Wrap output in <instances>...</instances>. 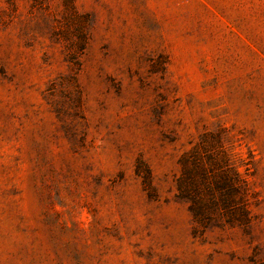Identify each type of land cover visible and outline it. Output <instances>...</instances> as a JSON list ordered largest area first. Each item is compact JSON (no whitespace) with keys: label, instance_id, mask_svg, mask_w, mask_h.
Returning a JSON list of instances; mask_svg holds the SVG:
<instances>
[{"label":"rangeland","instance_id":"374dc122","mask_svg":"<svg viewBox=\"0 0 264 264\" xmlns=\"http://www.w3.org/2000/svg\"><path fill=\"white\" fill-rule=\"evenodd\" d=\"M0 264H264V0H0Z\"/></svg>","mask_w":264,"mask_h":264}]
</instances>
